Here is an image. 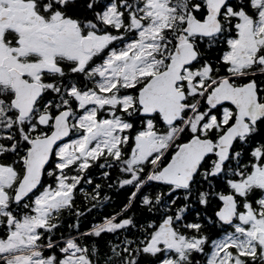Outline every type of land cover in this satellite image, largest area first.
I'll return each instance as SVG.
<instances>
[{
  "label": "snow or ice",
  "instance_id": "snow-or-ice-1",
  "mask_svg": "<svg viewBox=\"0 0 264 264\" xmlns=\"http://www.w3.org/2000/svg\"><path fill=\"white\" fill-rule=\"evenodd\" d=\"M0 264H264V0H0Z\"/></svg>",
  "mask_w": 264,
  "mask_h": 264
}]
</instances>
